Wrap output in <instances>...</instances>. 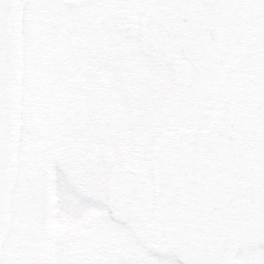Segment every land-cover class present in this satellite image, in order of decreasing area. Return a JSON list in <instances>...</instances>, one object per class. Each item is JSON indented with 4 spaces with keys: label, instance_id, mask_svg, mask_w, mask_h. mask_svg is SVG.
Segmentation results:
<instances>
[{
    "label": "flooded vegetation",
    "instance_id": "af4514ba",
    "mask_svg": "<svg viewBox=\"0 0 264 264\" xmlns=\"http://www.w3.org/2000/svg\"><path fill=\"white\" fill-rule=\"evenodd\" d=\"M26 1L28 58L20 118L23 148L11 196L13 218L23 210L19 204L28 200L24 194L31 187L38 191V175L29 172L37 164L45 171L42 188L45 186L44 194L50 196L57 224L64 225L65 218L71 220L68 227L73 230L110 229L109 191L116 173L146 170L154 182L157 149L164 135L210 130L222 104L234 92L250 88L264 91L253 75L254 68L264 70V41L253 43V35L244 58L223 75L208 78L185 54L180 64L147 54L143 25L145 14L152 9L150 0H91L89 5L87 0L53 1L51 12L56 19L63 6L65 17L59 21H66L65 28L56 27L51 20L49 27L45 26L34 17L36 0ZM257 1L251 0L253 33L255 20L264 19V0ZM163 12L174 16L172 8ZM40 15L44 16L45 10ZM80 68L91 72V78L76 77ZM239 71L243 72L241 80L236 77ZM68 72H74L75 83L63 87ZM47 81L56 86L47 88ZM114 87L117 96L112 95ZM46 93L51 100L44 101ZM124 95L129 99L123 103ZM30 126L36 129H28ZM23 179L30 185L22 186ZM149 212L143 219H128L127 223L141 239L161 246L176 261L173 248L163 242L165 234L146 233L145 225L160 215L156 204ZM81 235L85 241L94 237L93 232ZM255 240L243 234L239 252L229 264H243L238 257L242 250L262 245ZM128 247L124 243L120 250ZM72 264L83 262L75 258Z\"/></svg>",
    "mask_w": 264,
    "mask_h": 264
},
{
    "label": "water",
    "instance_id": "95a60500",
    "mask_svg": "<svg viewBox=\"0 0 264 264\" xmlns=\"http://www.w3.org/2000/svg\"><path fill=\"white\" fill-rule=\"evenodd\" d=\"M231 1L234 5H243L245 3L246 6H248V0ZM162 2L164 1L162 0ZM168 3L173 4L177 2L169 0ZM208 4L212 6L216 4L219 5L217 0H208ZM20 5V0H0V254L2 243L10 228L9 195L15 182L18 169L17 150L20 128L18 112L13 110L16 108L14 103L17 104L18 100L16 84L20 83L22 77L23 52L21 49ZM173 5L176 6L175 4ZM200 7L199 5L198 9ZM194 8L195 7L190 8L192 12L195 10ZM209 16L210 15H208V18ZM236 18L235 16V19ZM236 20L239 22V19ZM228 21L230 22L231 20L227 19L226 21V19H224L220 24L223 25L224 22L228 23ZM246 21L248 22L247 14ZM158 27L159 28L153 35L150 33L152 45H154L153 38L156 42L155 44H159V42L164 41L167 37L165 27L161 25ZM167 30H169V28H167ZM238 30L241 32V27H238ZM215 31L219 33L216 27ZM232 36H234V38L232 37L234 42L241 41L239 37L235 35ZM168 38L174 43L175 48L184 45V37L178 35L173 36L169 33ZM155 49L158 50L159 48L156 47ZM12 71L14 75L13 78ZM251 96H256L258 102L242 106L239 119L241 123L239 126L240 140L238 142V146H240L239 172L244 171V175L250 174V179L239 181V197L237 196L233 202L231 199L232 196L230 195V200L227 204L231 213L227 212L228 214L224 217L221 216L218 218L219 225L221 228H224L218 236V244L207 242L203 246L199 244L193 246L194 243L192 241L189 242L187 239H181L179 235H174V237L170 236L171 243L175 245L178 257L186 264H189V262L191 264H200L198 261L206 264L214 261L215 258H219V253L214 251V248L219 251L222 250L221 248L224 249L223 254H220L221 256L228 251L227 257L217 264L227 262L236 252L238 234L242 231L249 232L256 237H262L264 242V95L255 94ZM247 97L250 96L247 95ZM241 98L244 99L246 97L243 95ZM242 113L246 114V116L244 117ZM236 145L237 143H235V146ZM174 147L177 148L178 146L175 145ZM182 150L183 149H175L177 152ZM219 159L225 160L226 158L220 157ZM130 174L131 173H128L127 176L128 179L132 180L133 177ZM227 186H229V191L234 188V186L231 187L229 184L225 187ZM134 192V187L130 184L126 194L137 199L139 202L140 198H137ZM124 195L125 192H122V198H124ZM146 201L147 203H151V192L147 196ZM259 205L263 208H255V206ZM142 208V211H140L128 207L125 211L120 213H130L134 217L141 216L146 210V207L143 206ZM113 210L116 214L114 208ZM120 213H118L116 217H118ZM173 232L174 230H171V233Z\"/></svg>",
    "mask_w": 264,
    "mask_h": 264
},
{
    "label": "rangeland",
    "instance_id": "374dc122",
    "mask_svg": "<svg viewBox=\"0 0 264 264\" xmlns=\"http://www.w3.org/2000/svg\"><path fill=\"white\" fill-rule=\"evenodd\" d=\"M53 1L59 0H36L34 5V17L39 19L49 27L48 21L59 28V26L66 27V21H59L64 18L63 6L60 5L61 14L58 19L52 14L51 6ZM94 1V0H93ZM93 1L87 0V5ZM260 4V1H257ZM45 10V15H40ZM49 13H51L49 15ZM49 15V16H48ZM48 16V17H47ZM264 19H256L253 33V43L256 41H264ZM76 25V22H73ZM46 26V24H45ZM260 36V38H259ZM259 38V39H258ZM47 45V43L45 42ZM39 49L36 53H39ZM34 53V55L36 54ZM115 67V66H111ZM251 72V71H250ZM252 73V72H251ZM243 72L239 71L236 77L241 80ZM253 74V73H252ZM74 72H68L63 78V87L73 85L75 83ZM254 81L264 85V70L262 68H254ZM92 73L86 68H80L76 77L91 78ZM56 86L51 81L46 82V87ZM60 88V87H59ZM49 92H52L51 90ZM117 87H114L113 96H117ZM44 101L51 100L50 94H43ZM129 99L128 95L123 96V103ZM127 110V109H125ZM51 162V160H49ZM33 170L29 172L37 173L39 187L38 191H31L24 196L28 199L26 202H21L19 205L23 207L20 209L18 218H13L15 226L5 241L3 247V255L0 264H61V253L65 255L70 254L76 250L79 245L84 244L78 237L79 234L95 232V239L89 241L91 245L98 246L102 251L101 255L94 251L93 255L88 259L91 264H181L174 261L172 255L164 252V249L151 241L147 242L141 239L128 224L120 223L111 220L110 230H73L68 227L71 220H66L61 223H56L53 213H51L52 202L49 194H44L45 186V171L39 168L40 165L33 164ZM29 168V167H27ZM30 182L27 179L22 180V186H29ZM32 186V185H31ZM34 186V185H33ZM36 187V186H35ZM22 192V191H21ZM20 202V201H19ZM16 204V207H18ZM107 223V222H106ZM109 223V222H108ZM76 231V233L74 232ZM62 243V246L61 244ZM129 244L128 250H120L123 244ZM137 247V251L135 250ZM106 253V257H102ZM79 255V251H76ZM126 254V255H124ZM63 257V256H62ZM240 262L243 264H264V247H250L244 248L238 256ZM84 258V257H83ZM85 264V263H83ZM88 264V263H86Z\"/></svg>",
    "mask_w": 264,
    "mask_h": 264
},
{
    "label": "bare ground",
    "instance_id": "6f19581e",
    "mask_svg": "<svg viewBox=\"0 0 264 264\" xmlns=\"http://www.w3.org/2000/svg\"><path fill=\"white\" fill-rule=\"evenodd\" d=\"M174 1H176L178 4H180V6H179V8H182L183 6H186L184 3H183V1L182 0H174ZM224 2V4L223 5H220V9H219V11H220V21H222L223 19H225V17H229L230 15L229 14H231L232 13V10L233 9H231L232 8V1L231 0H223ZM182 5V6H181ZM222 6V7H221ZM181 10V9H180ZM183 11H185V10H182L181 12H182V15H185V13L183 14ZM201 13V12H200ZM199 12H195V14L194 15H190V17H198L199 15L198 14H200ZM210 13H212V11L211 12H209V14ZM224 13H226V14H224ZM205 15V14H204ZM198 19V18H197ZM186 21V20H185ZM202 27V26H201ZM211 28V26H210V23H207L205 26H204V28ZM228 32H226L225 31V29L223 28L222 29V31H221V34H219V36L217 37V39H212L211 38V40H210V44H207V43H205V47L207 48L208 46H210L212 49H211V51L210 52H213V53H215V46H216V43H217V41H218V39H219V43H221V44H226V42H227V38H228ZM195 47V46H194ZM170 60L172 61V62H174V63H177V64H180V62H179V60H178V57L176 56V55H173V56H171V58H170ZM13 71H12V78H13ZM177 77H178V79L179 80H181V78H180V74L179 73H177ZM16 90H17V93H18V100H17V104H15L14 103V105H16V108H14V110L13 111H15V112H19V113H21V105H20V102L18 103V101H19V95H20V97H22V94H23V83H19V84H16ZM216 90H218V88H216ZM257 99H255L254 101H256ZM240 107H239V110H238V115H234V113H231L229 116H228V118H227V122L228 123H235L237 126H240V122H238L239 121V119H240V115H241V109H242V106H247V104H245V102L244 103H242L241 105H239ZM255 106H257V105H255ZM21 115V114H20ZM21 127H22V125H21ZM234 127L235 128H237L235 125H234ZM20 130H21V128H20ZM166 171L161 167V169H160V184H161V189H162V193H165L166 191H165V185H164V182H163V174L165 173ZM201 183L199 182V185H200ZM169 208V206H167L166 207V209H168ZM255 208H260V209H262L263 207L261 206V205H259V206H255ZM214 215V214H213ZM169 218H170V221H171V223H172V225H176L177 224V222L179 221V219H178V216L175 214V213H169ZM216 222H217V220H216ZM210 225V223H208V222H206V221H204V220H197V223H196V228L194 229V230H188L187 232H186V234H185V238L186 239H188L189 238V241H192L193 243H195V241H199V242H202L203 240L201 239V238H203V228L204 227H206V226H209ZM221 229H223V228H220V230ZM210 230V233L213 235V237L216 235V234H219V232L218 231H216V230H218V227H214V228H212V229H209ZM213 240V239H212ZM211 240V241H212ZM213 243H217L218 244V242H216V241H213ZM217 244H216V246H217ZM222 250H216L215 248L213 249L214 251H216L217 253H219V258H215L214 259V261H216V263H218V262H220L221 260H223V259H225L226 257H227V255H228V251L227 252H225V254L224 255H220V254H223V252H224V249L223 248H221Z\"/></svg>",
    "mask_w": 264,
    "mask_h": 264
}]
</instances>
